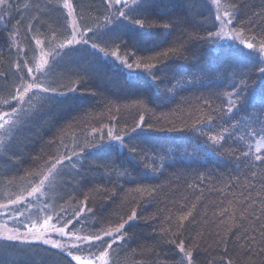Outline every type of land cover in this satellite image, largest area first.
<instances>
[{"label": "trees", "instance_id": "1", "mask_svg": "<svg viewBox=\"0 0 264 264\" xmlns=\"http://www.w3.org/2000/svg\"><path fill=\"white\" fill-rule=\"evenodd\" d=\"M55 2L63 4V0ZM47 3L48 0H10V9L0 6V15L10 12L7 20L0 21V72L8 74V79L0 78V113H10L12 108L17 107L15 101L10 107L5 106L3 101L10 99L9 92L15 94V84L19 82L14 75V65L17 61L23 62L21 57L24 53L19 49L27 53L25 59L33 56L34 49L38 57L35 39L39 38L43 41L41 47L47 54L55 45L63 42L64 36L59 34L64 33L65 28L68 29V34L71 33L74 21L81 29L96 28L97 25H103L104 17L108 15L104 0H70L74 13L67 18V9H45ZM222 3L237 5L235 30L242 31L245 39L255 35L258 44L260 37L264 36V0H222ZM190 9L185 13L177 5L174 10L169 11L168 16L162 18L165 21L174 20L175 26L169 30L153 29L154 35L140 44L134 43L131 34L106 33L105 29H100L96 36L101 38L96 43L105 47L109 56L93 54L89 46L81 45L77 46L78 51L65 56L53 68L48 75L49 80L58 79L68 87H72L73 81L84 80L79 84V90L75 94L69 93V96L93 92L95 96L88 95L86 101L76 103L71 100L53 101L31 117L21 114L18 126L14 125L10 131H0V142L4 145L0 147V206H7L0 207V234H7L6 228H19L23 233L26 231L25 223L29 226L32 223L37 226L42 224L46 214L39 211L41 201L55 204L57 211L61 206L67 207L71 213L72 208L66 201L74 196L75 199L70 201L71 206H82L79 201L83 200L88 189L105 184V181L99 179L102 169L87 171L90 160L84 162L83 168L78 166L89 183L78 184L80 177L75 175L74 170L61 169L48 183L46 195L41 197V201L27 197L31 186L39 178H43L30 174L46 171L45 162H52L53 157L64 152L65 145L72 148L77 142L82 144L92 139L93 129L107 125L115 126V130L119 132L126 126L134 127L144 112L137 101L143 99L149 111L144 113L145 125L139 130L136 143L147 150L149 156L158 153L163 158L164 166L161 173L138 183L149 188L159 186L157 192L153 197H148L147 194L141 197L139 193L127 191L137 187V184H124L123 190L117 188L115 200L110 203L105 195L90 193L88 207L94 209L95 217L81 223L73 221L75 227L69 224L65 231H95L101 226L107 227L109 220L115 225L119 222L118 217L126 219L131 209L136 208L140 218L133 222L132 227L126 228L130 239L113 246L110 264H175L177 257L172 252V246L161 243L160 228L168 226L164 221L170 212L178 216L195 204V223L186 222L189 226L184 232V237L196 238L199 243L195 264H228L229 260L233 264H264V251H261L264 248L261 232L264 230L260 227L264 223V165L251 167L249 162L254 157H249L248 160L240 157L238 160L237 156L241 151L247 150L249 141L233 142L235 137L244 134V121H249V126L259 131L260 124L250 120V114L257 113V109L249 105L237 115L236 121L241 122V130L234 132L233 139L226 141L224 148L218 150L219 156L205 143V137L190 130L197 120H202L197 127L206 134L210 129L215 132L221 126L227 127L228 124H224L221 119L220 111L226 105L225 93L231 91L232 83H239L245 74L251 75V79L255 80L256 65L237 54L239 47H232L224 42L209 44L204 40L189 39V34L203 36L207 31L216 30L211 25L213 17L210 15L208 0H193ZM33 17L37 19L33 20ZM153 18L155 17H150ZM205 18L208 21L201 24ZM17 21L22 23L18 26ZM30 21L32 31L28 32ZM241 22H244L243 28ZM13 28L18 30L15 43L10 49L8 37ZM53 32L59 35V39L50 43L46 37L50 38ZM166 32L170 34L163 38ZM181 43L185 45L181 54L171 55L160 65L166 74L160 89L149 92L148 96H145L142 86H131L126 69L116 70L114 58L110 55L112 51H117L118 45V54L132 62L157 56ZM129 53L133 55L129 56ZM159 59L164 60V57L160 56ZM252 59L256 57L253 56ZM255 87L259 91V85ZM167 89L172 91L168 92ZM206 101L216 109L215 112L210 111ZM209 115L213 116L211 125L207 123ZM186 125L189 126L188 130L183 132L167 130L170 127L184 128ZM161 128L164 130L159 131ZM106 133L107 128H104L105 136ZM119 134L123 135L122 132ZM95 135L98 137L99 133ZM177 138H182L183 141L179 146ZM252 143L254 150L255 143ZM195 147L199 150L194 151ZM230 147L238 151L228 155L225 149ZM168 149H172L171 154ZM112 158L118 168L127 167L132 171L126 153L113 154ZM253 172L256 173L255 176ZM119 183L117 181V185ZM107 186L111 191V185ZM74 188L76 191H73ZM22 194L26 201H21L18 205L10 203ZM105 203L108 206L101 210ZM245 208L251 215L243 221V227L233 226L234 222L230 217L234 214L235 225H239L241 211ZM224 209H228V212L221 216L220 212ZM47 214L55 215L53 212ZM222 220L225 223L222 224ZM57 226L63 227V224ZM230 227L231 231H228ZM245 230L248 236L255 237V243L240 238ZM200 233H203L202 237L198 236ZM47 236L62 242L69 240V237H59L56 233H48ZM225 238H229L227 245L223 242ZM69 259L58 249H50L43 244L31 247L18 243L10 244L7 248L0 246V264H68Z\"/></svg>", "mask_w": 264, "mask_h": 264}, {"label": "snow or ice", "instance_id": "2", "mask_svg": "<svg viewBox=\"0 0 264 264\" xmlns=\"http://www.w3.org/2000/svg\"><path fill=\"white\" fill-rule=\"evenodd\" d=\"M192 3L193 0H104L108 15L104 17L103 25H97L96 28L84 27L81 29L74 21L71 33L68 34V29L65 28L64 33L59 34L64 36L63 42L55 45L47 54H45L43 47H41L43 41L36 38L35 45L39 50L38 57L34 49L33 56L25 59L24 57L27 56V53L23 49H19L20 52L24 53V56L21 57L23 62L17 61L14 65V75L19 82L15 84V94L9 92L10 99L3 101V104L9 107L15 101L17 102V107L12 108L10 113H0V131H10L14 125L18 126L17 122L20 121L21 114L31 117L43 109L46 104L53 101L71 100L73 103H76L77 101H86L88 95L95 96L94 92L81 93L80 96H69V93L75 94L79 90V84L84 82L83 79L73 81L72 87H68L58 79L49 80L48 75L58 65L60 60L78 51L77 46H89L93 54L102 53L105 57L109 56V53L105 51V47H101L96 43V40L101 38L96 36L97 31L105 29L106 33H128L133 36L135 44L144 43L147 38L154 35L153 29L163 28L169 30L175 26L174 20L169 19L165 21L162 19L168 16L170 10H174L179 5L187 13L191 10L190 6ZM0 6L10 9V0H0ZM44 7L45 9L58 10L61 7L67 9L66 18L72 16L74 13V6L70 3V0H63L62 5L56 3L55 0H48V3ZM210 9V15L213 17L211 25L216 30L207 31L206 35L203 36L189 34V39L204 40L209 44H215L219 39H227L233 42L238 41L242 47L237 49V54L251 60L256 65V79L252 80L251 75L245 74L239 83L235 81L232 83L231 91L225 93L226 105L220 111L221 119L224 121V124H228L227 127L221 126L215 132L210 129L206 134L197 127V125L202 123V120H197L190 130L198 132L200 136L205 137V143H208L212 147L213 153L219 156L218 150L224 148L226 141L233 139L234 132H240L241 130L242 124L240 121H236L237 115L250 105L254 109H257L258 113L250 114V120L259 123L260 129L257 131L254 127L249 126V121H244V134L235 137L233 142L249 141L247 150L241 151L240 155L237 156L238 160L240 157H243L245 160H248L249 157H254V160L249 162L251 167L264 165V119H261V117H264V36L260 37L257 44V37L255 35L249 39H245L243 38L242 31L235 30V20L238 12L236 4L225 5L222 3V0H210ZM9 16L10 12H5L3 15H0V21L7 20ZM150 17L155 18L150 19ZM35 19L37 18L33 17V20ZM207 21L208 18H205L200 23L204 24ZM21 23V21H17L18 26ZM243 23L241 22L242 28ZM17 30V28H13L8 37L10 49L15 43ZM27 31H32L31 21L29 22ZM90 33L91 35H89ZM168 34L170 33L166 32L163 38H166ZM59 35L53 32L52 36L50 38L46 37V39L52 43L59 39ZM118 48L119 46L117 45V51L110 53L111 57L114 58V67L117 71L126 69L131 86L133 88L142 86L145 89V96H148L149 92L158 91L160 85L164 82L166 74L160 65H163L171 55L181 54L185 45L181 43L159 53L157 56L141 58L132 62H129L127 58H122L118 54ZM46 55L47 59H45ZM131 55L133 53H129V56ZM254 55L256 59H252ZM160 56L164 57V60H160ZM150 60H156L157 62H146ZM0 78L8 79V74L0 72ZM257 84L259 85V91L255 87ZM167 91L171 92L172 89H167ZM205 103L211 112L216 111V109L212 108L210 102L206 101ZM137 104L144 108V112L141 113L139 121L135 123L134 127L128 128L126 126L125 129H120L119 132L115 130V126L107 127V125L102 126L100 129H93L92 139L86 140L82 144L77 142L72 148H68L65 145L64 152L60 153L58 157H53L52 162H45L46 171L31 173L30 175H34L37 178H43H39L38 182L31 186V189L27 191V197L41 201V197L46 195L45 189L48 187V183L64 168H71L75 171V175L80 177L78 184L89 183L90 181L87 177L79 171V168H83L84 162L88 160L91 163L87 171L92 172L102 169L103 172L99 175V179L105 181V184L96 185L88 189V192L84 194L83 200L79 201V205L82 206L72 207L70 201L74 200L75 197L70 196L66 204H69L72 208L71 213H69L67 207L61 206L57 211L55 204L41 201L42 206L39 211L46 214L43 223L39 226L36 223H32L31 226L25 223L24 228L26 231L23 233L19 228H6L7 234H0V246L7 248L10 244L18 243L31 247L36 244H43L49 246L50 249H58L66 257L70 258L68 264H73V262L75 264H110L109 257L113 246L123 244L130 239L126 228L132 227L133 222L140 218L136 208L131 209L126 219L123 216L118 217L119 222L115 225L109 220L107 227L101 226L96 228L95 231H88L86 233L79 231L66 232L65 229L69 224H72L74 228L73 221L81 223L85 219L95 217L96 213L94 209L88 207L90 193L105 195L107 202L110 203L115 200L117 188L123 190L124 184H137V187L128 189L127 191L139 193L141 197L145 194L148 197H153L157 192L159 186L149 188L146 185L138 183L140 180L151 179L156 174L161 173L164 165L163 158L158 153L149 156L147 150L140 148L136 143L139 130L145 125L144 113L149 111L145 100H139ZM10 117H14V119H10ZM229 121L236 122L229 124ZM212 122L213 116L209 115L207 123L211 125ZM188 127L187 125L184 128L170 127L167 130L183 132L188 130ZM104 128H107L106 136ZM158 130L163 131L164 129ZM120 132L123 135L119 134ZM96 133H99L98 137L95 135ZM182 142V138H177V146ZM252 142L255 143L254 150ZM3 146V143L0 142V147ZM198 150V147L194 148V151ZM237 151L238 149L232 147L225 149L228 155H233ZM125 153L127 154V159L130 161V166H132V171H129L127 167L118 168L115 160L112 158L113 154L124 155ZM168 153L171 154L172 149H168ZM113 174H115V179H113ZM255 175L256 173L253 172V176ZM73 178L75 179V177ZM117 181H120L119 185H117ZM107 185H111V191ZM73 191H76V189L74 188ZM24 200L25 196L22 194L16 200L10 201V203L18 205ZM108 203L102 205L101 210L106 208ZM195 207L196 205L193 204L192 208L178 216H174L170 212L164 221L168 226L160 228L161 243L172 246V252L177 257L175 264H195V254L199 251V243L196 238L189 239L184 237V232L188 228L189 223H195V218L193 217ZM49 212H53L55 215L47 214ZM227 212L228 209H224L220 212V215L223 216ZM19 215L22 216L23 213H19ZM248 215H251L248 209H243L240 216L241 223L235 225V215L233 214L230 217L234 222L233 226L243 227V221L247 219ZM190 217H193L191 221L189 220ZM12 218L15 219L16 217ZM155 218L152 217V219ZM256 219L258 220L259 217ZM53 220L56 222L52 223ZM221 223L223 224L225 221L222 220ZM58 224H63V227L57 226ZM260 227L264 230V223ZM228 231H231V227ZM48 233H56L59 237L67 236L69 240L67 242H62L59 239L53 240L48 238ZM198 236L202 237L203 233L198 234ZM261 236L264 237V231L261 232ZM240 238L249 241V243L256 242L254 236L250 237L247 235V230H245V233ZM228 239H224L225 245H227ZM261 251H264V248H261ZM84 253H87V255ZM228 264H233V262L229 260Z\"/></svg>", "mask_w": 264, "mask_h": 264}, {"label": "rangeland", "instance_id": "3", "mask_svg": "<svg viewBox=\"0 0 264 264\" xmlns=\"http://www.w3.org/2000/svg\"><path fill=\"white\" fill-rule=\"evenodd\" d=\"M208 2L210 3V0H208ZM230 27H231V26H230ZM226 31H227V29H226ZM218 42H224V43H226L227 45H231L232 47H239V48L242 47L241 45H239L238 41H237V42H233V41H230V40H227V39H219ZM254 57H255V55H254ZM118 63H119V62H118ZM24 201H26V199H25ZM0 231H1V230H0ZM2 234H3V233H2Z\"/></svg>", "mask_w": 264, "mask_h": 264}]
</instances>
